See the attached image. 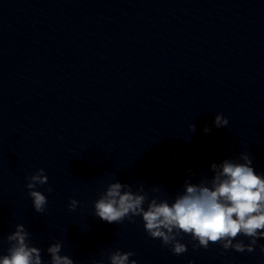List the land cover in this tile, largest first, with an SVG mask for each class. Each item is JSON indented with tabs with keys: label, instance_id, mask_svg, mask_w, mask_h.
<instances>
[{
	"label": "water",
	"instance_id": "1",
	"mask_svg": "<svg viewBox=\"0 0 264 264\" xmlns=\"http://www.w3.org/2000/svg\"><path fill=\"white\" fill-rule=\"evenodd\" d=\"M241 152L264 174V0H0V256L24 224L45 264L57 241L75 264L117 249L137 264H264V238L241 253L182 233L177 256L141 217L94 215L111 182L171 202ZM40 168L43 214L26 187Z\"/></svg>",
	"mask_w": 264,
	"mask_h": 264
},
{
	"label": "clouds",
	"instance_id": "2",
	"mask_svg": "<svg viewBox=\"0 0 264 264\" xmlns=\"http://www.w3.org/2000/svg\"><path fill=\"white\" fill-rule=\"evenodd\" d=\"M228 124L223 114L215 115L214 127L223 128ZM189 130L194 132L195 125L190 124ZM211 131L210 127L204 128L205 133ZM252 165L253 158L248 152H241L235 161L224 159L212 163L211 179H201L199 183L186 180L182 193L171 202L157 196L149 198L143 184L134 192L132 186L116 180L109 183L95 201L94 215L108 223H121L125 219L134 223L135 217H141L148 236L159 239L162 246L169 247L177 256L188 250L178 239L182 233L198 241L193 245L194 249H207L211 242L221 244L224 250L251 253L255 251L258 239L264 238V174H257ZM27 179L33 209L43 214L47 197L36 189L48 183V176L40 168ZM47 191L50 193L51 187ZM78 204L77 200H70L69 210L74 211ZM241 235L248 243L236 239ZM30 236L24 224H17L6 237L7 254L0 256V264H45L41 249L31 245ZM259 247L264 252V245ZM46 251L50 256L47 264H75L70 256L60 254V241L51 244ZM134 255L131 251L117 249L109 253L108 259L110 264H137L136 260L130 259ZM94 264H102V261H94Z\"/></svg>",
	"mask_w": 264,
	"mask_h": 264
}]
</instances>
